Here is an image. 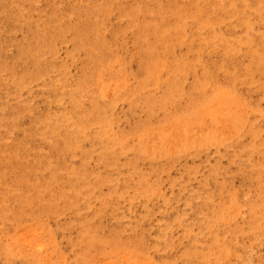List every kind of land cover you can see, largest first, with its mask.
Wrapping results in <instances>:
<instances>
[{
  "label": "rangeland",
  "instance_id": "374dc122",
  "mask_svg": "<svg viewBox=\"0 0 264 264\" xmlns=\"http://www.w3.org/2000/svg\"><path fill=\"white\" fill-rule=\"evenodd\" d=\"M0 264H264V0H0Z\"/></svg>",
  "mask_w": 264,
  "mask_h": 264
}]
</instances>
